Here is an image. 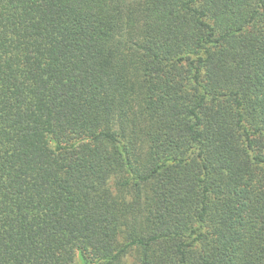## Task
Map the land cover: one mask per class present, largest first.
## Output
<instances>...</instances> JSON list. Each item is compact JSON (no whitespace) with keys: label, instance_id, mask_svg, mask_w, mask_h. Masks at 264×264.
<instances>
[{"label":"trees","instance_id":"16d2710c","mask_svg":"<svg viewBox=\"0 0 264 264\" xmlns=\"http://www.w3.org/2000/svg\"><path fill=\"white\" fill-rule=\"evenodd\" d=\"M264 264V0H0V264Z\"/></svg>","mask_w":264,"mask_h":264},{"label":"rangeland","instance_id":"374dc122","mask_svg":"<svg viewBox=\"0 0 264 264\" xmlns=\"http://www.w3.org/2000/svg\"><path fill=\"white\" fill-rule=\"evenodd\" d=\"M126 263H127V264H135L134 261H133V258H132L131 256H128V257L126 258Z\"/></svg>","mask_w":264,"mask_h":264}]
</instances>
